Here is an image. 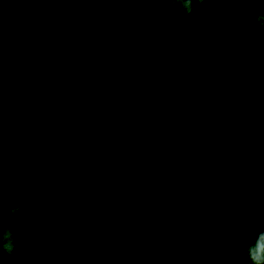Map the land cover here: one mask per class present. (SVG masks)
I'll list each match as a JSON object with an SVG mask.
<instances>
[{"label": "trees", "instance_id": "16d2710c", "mask_svg": "<svg viewBox=\"0 0 264 264\" xmlns=\"http://www.w3.org/2000/svg\"><path fill=\"white\" fill-rule=\"evenodd\" d=\"M22 1L24 8L17 16ZM210 1L194 3L187 16L168 0H123L122 17L131 73L167 143L183 206L198 208L197 198L202 202L206 184L214 189L224 182L233 187L244 178L264 182V153L233 132L195 73L193 35ZM10 2L11 22L16 21L18 31L13 39L0 40L4 117L0 119L17 117L18 123L1 152L6 154L0 160V183L9 184L2 203L21 206L24 216L13 228L15 252L5 254L0 264H33L49 255L53 246L61 251L95 250L99 264H103L100 257L116 264H140L139 221L119 195L105 152L101 64L90 0H58L54 16L61 20L55 16L51 32L43 22L48 0ZM261 15L264 0H248L240 18L237 52L258 112L264 116ZM31 58L44 74L56 72L63 84L35 76ZM179 86L184 95L182 135ZM14 152L16 156H10ZM241 188L236 195L242 194ZM249 193L248 206L264 211L259 188Z\"/></svg>", "mask_w": 264, "mask_h": 264}, {"label": "water", "instance_id": "95a60500", "mask_svg": "<svg viewBox=\"0 0 264 264\" xmlns=\"http://www.w3.org/2000/svg\"><path fill=\"white\" fill-rule=\"evenodd\" d=\"M247 1L211 0L200 17L192 56L195 73L214 109L224 118L234 133L264 153V116L249 107L230 87L233 84L231 83L232 73H234L232 59L237 52L240 18ZM56 2L57 0H49L45 12L44 22L49 32H51L52 11ZM90 4L93 35L101 64L104 142L108 123L109 97L112 92L128 120L133 124L144 149L159 172L161 204L154 232L161 238L157 240L161 244L166 235L172 234L177 239V246H180L183 219L180 183L167 143L131 73L126 49L127 39L122 32L121 0H90ZM32 67L41 79L55 84L63 83V79L55 73L47 76L41 74L34 61H32ZM179 89L181 96L179 121L182 135L184 95L180 86ZM17 123V117L5 123L0 121V154ZM184 154L186 158L185 150ZM156 249V257H158L161 247L157 246ZM79 252L78 248L63 250L57 256L49 254L33 264H97L93 258L77 260L80 256ZM100 259V262L104 264L111 262L107 257ZM148 264L151 263L148 262Z\"/></svg>", "mask_w": 264, "mask_h": 264}, {"label": "flooded vegetation", "instance_id": "af4514ba", "mask_svg": "<svg viewBox=\"0 0 264 264\" xmlns=\"http://www.w3.org/2000/svg\"><path fill=\"white\" fill-rule=\"evenodd\" d=\"M48 3L45 7L44 18ZM121 7L123 17V0H121ZM54 8L52 11L51 31L55 24V16L61 20L58 15L54 16ZM16 12L14 14H17ZM11 30L10 37L13 39L17 36L15 34L18 31L16 21L13 23V29ZM196 31L193 35V42ZM122 32L124 35V25ZM32 61L34 60L31 58L30 63L33 70ZM239 71H242L241 66ZM39 72L44 76L51 73L57 74L56 72H47L44 74L40 70ZM34 75L37 76L36 73H34ZM234 76L235 73H232V77ZM31 79L33 80L32 76ZM247 89L250 91L248 85ZM54 96L58 98L59 95ZM0 102L3 101L0 99ZM254 109L258 111V108L255 106ZM208 183H210V181H208ZM240 186H242L240 190L242 194L236 195L235 191L238 190ZM256 187H258L263 194V196H259V198L264 199V182L252 181L249 178L247 180L244 178L243 181L235 183L233 187L232 182L231 185L226 182H224V184L220 183L219 187L214 189H211L209 184L204 185V194L201 195L202 202L197 198V201L200 203V208L191 206L187 203L184 206L182 204L183 219L180 246H177V239L172 234L166 235L161 244L157 240L161 238L154 232L161 204V196L158 194L159 196L157 195L154 198V203L147 204L146 210L143 212V215L147 213L149 217L147 218L146 231L140 227V264H148V262L151 264H247V257L244 252L246 237L251 236L254 238L258 232L264 231L263 209L259 207L258 209L249 207L247 204L252 201V199H250L252 198V194H250L249 191ZM198 190L201 191V188H198ZM233 202H237V207L232 205ZM242 225L248 226L247 232L242 230ZM209 239L216 240L219 243V247L210 248L207 243ZM157 246L161 247L158 252V257H156ZM153 249L154 253L152 254ZM78 251H80V256L77 260L93 258L97 262V259L93 257L95 250L78 248ZM100 258L98 260H101ZM97 264L99 263L97 262ZM109 264L115 263L110 262Z\"/></svg>", "mask_w": 264, "mask_h": 264}, {"label": "rangeland", "instance_id": "374dc122", "mask_svg": "<svg viewBox=\"0 0 264 264\" xmlns=\"http://www.w3.org/2000/svg\"><path fill=\"white\" fill-rule=\"evenodd\" d=\"M2 1L3 3L1 4ZM10 4V0H0V40L10 37L11 29H13L10 11H8ZM22 8H24L23 1L18 4L17 16L22 13ZM238 57L237 52H235L233 55L234 60L232 59V70L235 76L231 82L233 84L230 87L249 107L254 109L255 106L260 110V106L256 103L253 94L247 89L246 80L244 79L245 74L243 76L244 72L239 71L240 61ZM260 78L264 82V77ZM254 110L257 111L256 109ZM0 118L4 119L2 113L0 114ZM0 121H4L5 123L9 120ZM104 145L105 152L113 169L119 195L130 205L135 221L137 223L139 221V226L146 231L149 215L147 216V213L143 215V212L146 210L147 204H153L154 198L161 192L159 172L156 164L144 149L133 124L128 120L116 96L112 92H110L109 97L108 123ZM3 153L0 154V160L6 154V152L5 154ZM10 156H16V152L10 154ZM260 164L261 161L257 163V166L259 167ZM8 185L0 183V192H5V187ZM16 204H21L19 198L16 199ZM8 206V204H3V224L5 228L17 227L20 225L24 214L21 213L19 216H13L9 213Z\"/></svg>", "mask_w": 264, "mask_h": 264}, {"label": "clouds", "instance_id": "9594fccd", "mask_svg": "<svg viewBox=\"0 0 264 264\" xmlns=\"http://www.w3.org/2000/svg\"><path fill=\"white\" fill-rule=\"evenodd\" d=\"M208 0H168V3L174 5H180L185 15L190 16L193 12V4H205ZM258 19L264 20V15L258 17ZM2 192H0V259L7 254L12 256L16 250L15 235L12 227L5 228L3 224V203ZM8 211L13 216H19L21 214V206H8ZM242 230L247 232L248 226L242 225ZM208 246L210 248L219 247V243L216 240L209 239ZM246 246L244 252L247 257V264H264V231L258 232L255 237H246ZM61 249L58 247H51L49 254L57 256L60 254ZM158 259V258H156Z\"/></svg>", "mask_w": 264, "mask_h": 264}]
</instances>
